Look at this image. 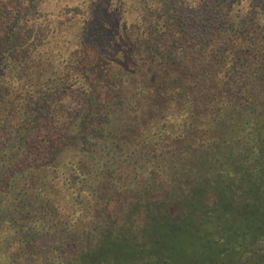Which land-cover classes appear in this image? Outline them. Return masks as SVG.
Listing matches in <instances>:
<instances>
[{"label": "trees", "instance_id": "trees-1", "mask_svg": "<svg viewBox=\"0 0 264 264\" xmlns=\"http://www.w3.org/2000/svg\"><path fill=\"white\" fill-rule=\"evenodd\" d=\"M0 0V264H264V0Z\"/></svg>", "mask_w": 264, "mask_h": 264}, {"label": "rangeland", "instance_id": "rangeland-1", "mask_svg": "<svg viewBox=\"0 0 264 264\" xmlns=\"http://www.w3.org/2000/svg\"><path fill=\"white\" fill-rule=\"evenodd\" d=\"M83 0H46L43 4V7L47 11L49 17L52 20H56L59 17L64 16L66 7L69 5H77Z\"/></svg>", "mask_w": 264, "mask_h": 264}]
</instances>
